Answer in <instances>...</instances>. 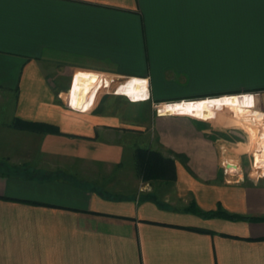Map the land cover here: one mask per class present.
<instances>
[{
    "label": "crops",
    "instance_id": "crops-1",
    "mask_svg": "<svg viewBox=\"0 0 264 264\" xmlns=\"http://www.w3.org/2000/svg\"><path fill=\"white\" fill-rule=\"evenodd\" d=\"M195 62L223 63L233 94L201 98L202 114L254 129L252 111L262 143L264 0H0V264H264V178L220 164L241 153L154 135L104 97L88 111L59 97L90 98L98 73L147 80L153 96V78ZM251 143L247 169L264 177ZM137 148L173 159L174 179L141 176ZM217 210L245 218L203 214Z\"/></svg>",
    "mask_w": 264,
    "mask_h": 264
},
{
    "label": "rangeland",
    "instance_id": "rangeland-1",
    "mask_svg": "<svg viewBox=\"0 0 264 264\" xmlns=\"http://www.w3.org/2000/svg\"><path fill=\"white\" fill-rule=\"evenodd\" d=\"M189 65H191L190 66V68L192 69L191 72H189V70H186L184 72L175 70V71L167 72L161 78H153L152 79L153 96L151 95L148 101L142 102L138 104L136 107L130 106L129 104L130 99H128L126 96L113 94L112 89H114L115 87L110 88L109 90H104L99 95L97 102L98 100L104 97L103 100L104 102H106L105 105L120 107V109L124 111V113L128 115L129 118H135L137 120L135 123H133L134 125H136L135 127L143 128L145 127V124H148V122L152 121L154 123L152 124V128L154 129L153 130L154 135L157 133V131L161 129L164 130L166 129L169 130V132L171 130H174L176 132L183 131L186 135H189L188 138L190 140L193 139L192 136L196 135L197 133H200L203 137H205L202 138V140L206 142L210 140L209 138L216 136V138L217 137L220 138V144L224 145V149L228 150V152L230 151V154L234 152L241 153L238 159L228 155L227 159L225 158L222 159V161L220 162L221 165H223L225 161L234 163L237 164L240 169L237 172V174L241 171L242 168L243 170H246V173H248L247 177H252L256 180L260 178H264L263 176L258 177L253 175L251 173V170L249 171V169H247V167H251V162L249 157V147H248L249 137L247 131L243 126V125L248 126L247 124L241 122L239 123L237 122V124L236 123L233 124L229 120H223L221 118H217L216 117L217 113L216 110L214 109L210 110V112L208 113V115H210V118L207 117V119L206 117L192 116L194 117L192 118L189 116H182L186 119H174V121H171L170 119H166L164 121L167 123L164 124L162 122H157L156 119L158 118V116H160L156 107L157 104H160L162 102H171V101L175 102L180 100H192V99H201V98H210V97L216 98L226 94L225 89L227 86L230 85V83L226 84V80L222 76L223 63H215V62L184 63V66L186 67H189ZM193 73H195L194 76H190ZM121 80H123V78H121ZM239 84H240L239 79H234L233 85L236 87L239 86ZM74 92H77V90ZM226 95H233V94H226ZM66 98L68 99V97ZM173 117H178V116H173ZM249 117L252 119L254 125V129L253 126L251 125L250 127L248 126L249 134L252 140L251 145L252 147H263L264 144L261 143L258 130L256 132L257 125L254 120L252 111L249 112ZM147 128L150 127L148 126ZM141 131L142 130H136V132H141ZM135 136H136L135 141H137L138 143L139 138L136 133ZM142 139L143 140L140 141H144V137H142ZM153 139L154 140L157 139L158 142L160 138H158L156 135L154 136ZM222 145L218 146L220 153H223L224 150ZM230 148L232 149L230 150ZM237 174H234V176H238Z\"/></svg>",
    "mask_w": 264,
    "mask_h": 264
},
{
    "label": "bare ground",
    "instance_id": "bare-ground-1",
    "mask_svg": "<svg viewBox=\"0 0 264 264\" xmlns=\"http://www.w3.org/2000/svg\"><path fill=\"white\" fill-rule=\"evenodd\" d=\"M81 74H83V73L79 72L78 78L80 77ZM108 83L106 86L104 85V83L101 85V80L96 78V80L94 82V86H93V91H92L90 98H86V99L80 98L79 99L78 97H76L75 94H73V93L70 94L71 92H74L75 88L68 91L66 94H63V95L65 97H68L67 100L70 101L71 105L74 108H76L78 110L85 109L83 111H88V110H91L93 108V106L97 102L99 95L104 90H109L110 88L113 87V84H111V83L108 84ZM114 85H117L116 91L119 94L124 95L128 99L134 100L135 102L150 99V91H149V85H148L147 80L139 79V78H127V79H124L123 81L118 82L117 84H114ZM156 107H157V110L159 112V115H161V114H163V115H186V116L206 117V119H207V117L210 118L209 115L200 114L206 110V102L203 99L166 102V103H162V104H157ZM79 108H81V109H79ZM213 118H216V117H213ZM263 141L264 140L262 139V143H263ZM233 165L230 164L231 167ZM234 167H236V166L234 165Z\"/></svg>",
    "mask_w": 264,
    "mask_h": 264
},
{
    "label": "trees",
    "instance_id": "trees-1",
    "mask_svg": "<svg viewBox=\"0 0 264 264\" xmlns=\"http://www.w3.org/2000/svg\"><path fill=\"white\" fill-rule=\"evenodd\" d=\"M130 101V100H129ZM132 102V101H130ZM19 126V124H18ZM37 128L43 131L51 130V125L46 124H35ZM136 166L138 173L144 177H168L172 179L175 177V161L171 158L164 157L159 151L148 149V148H137L135 153ZM169 177V178H170ZM32 204H39L35 201H27ZM206 217L225 216L232 219H244V216L228 215L223 211H206L203 212ZM196 231H204L199 228H191Z\"/></svg>",
    "mask_w": 264,
    "mask_h": 264
},
{
    "label": "built area",
    "instance_id": "built-area-1",
    "mask_svg": "<svg viewBox=\"0 0 264 264\" xmlns=\"http://www.w3.org/2000/svg\"><path fill=\"white\" fill-rule=\"evenodd\" d=\"M97 78L101 80V85L104 83L105 86L107 85L108 82L114 85V84H117L118 82L124 80V78H123V80H121V78L119 79V78H117V77H111V76L106 75V74H103V73H98V77H97ZM109 83H108V84H109ZM101 85H100V86H101ZM112 93L115 94V95H121V94L117 93V91H116L115 89H112ZM65 94H66V93H65ZM246 94H252V95L255 97V95H254L253 93H246ZM122 96H124V95H122ZM59 97L63 100V102L67 105V107H69V108H71V109H76V108H74V107L71 105L70 101H68L67 98H66L63 94H59ZM130 101H131V100H130ZM132 102H133V101H132ZM158 113H159V112H158ZM246 131H247V130H246ZM247 134H248L249 142H250L251 137L249 136L250 134H249L248 131H247ZM249 157H250V162H251V167H250V169L252 170V168H253V163L255 164V162H256V156H255V154H254L253 152L251 153V152L249 151ZM230 164L233 165L234 163H230V162H227V161H225V162L223 163L225 173H226V174H230V175L237 174V172L240 170V169H239V166H238L237 164H234L236 167H234V165L231 167ZM237 166H238V169H236Z\"/></svg>",
    "mask_w": 264,
    "mask_h": 264
}]
</instances>
